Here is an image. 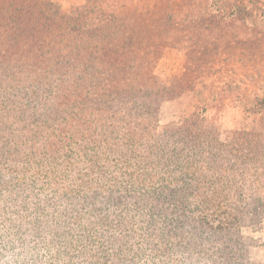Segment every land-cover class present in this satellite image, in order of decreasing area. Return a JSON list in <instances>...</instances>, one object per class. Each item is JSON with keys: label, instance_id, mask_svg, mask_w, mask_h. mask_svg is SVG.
<instances>
[{"label": "trees", "instance_id": "trees-1", "mask_svg": "<svg viewBox=\"0 0 264 264\" xmlns=\"http://www.w3.org/2000/svg\"><path fill=\"white\" fill-rule=\"evenodd\" d=\"M38 2L0 0V182L21 187L22 199L5 202L17 220L0 213V264H124L135 251L114 241L115 227L137 236L127 213L139 211L150 234L135 248L150 254L135 252L131 264H183L175 247L193 241L214 264H255L235 223L264 226L260 134L221 139L197 115L163 122V103L182 92L175 77L154 74L149 51L167 38L159 21L132 18L151 13L143 0H98L78 23L60 17L68 25ZM245 205L249 218L235 215Z\"/></svg>", "mask_w": 264, "mask_h": 264}, {"label": "rangeland", "instance_id": "rangeland-1", "mask_svg": "<svg viewBox=\"0 0 264 264\" xmlns=\"http://www.w3.org/2000/svg\"><path fill=\"white\" fill-rule=\"evenodd\" d=\"M97 1L39 0L37 7L44 14L53 15L56 11L59 14L53 15L57 20L55 22L68 25L72 23L71 19L67 18L63 23L60 17L66 14V17H72L78 23L86 16H91L89 11L97 7ZM143 2L149 6L148 9L151 8L149 16L139 13L131 17L134 20L142 19L141 16L147 19L150 17L152 24L159 21L167 38V41L164 39L166 42L164 46L158 48L155 43L149 51L150 57L155 59L154 74L160 78L161 83H168L175 77L179 81V92H182L178 98L163 103L161 112L163 122L181 125L197 115L220 128L221 139H227L235 132L256 131L264 143V0H143ZM83 6L88 8L81 10ZM120 17L123 16L118 14V18ZM161 17H165V21L161 20ZM152 29L148 28L147 33L157 39L154 34L157 31ZM19 189L21 187L0 182L2 200L0 213H4V218L16 220L19 218V213L14 208H9V203H5L6 200H22L17 198ZM32 192L38 193V190ZM33 193L23 190L22 195L25 200L40 198ZM147 201L149 203L146 206L151 207L153 203ZM128 204L121 205L117 214L120 212L125 214L123 210L126 208L128 211L135 203L130 201ZM138 206L139 204L134 206L133 210H137ZM192 209L188 200H184L185 214L189 216ZM248 210L250 206H241L235 210V215L249 218ZM259 210L263 212L258 216L264 224V205H261L257 212ZM139 212L127 213L137 236L134 233L129 234L127 227L125 229L129 235L126 231H119L121 228L115 227L117 229L115 234L118 236L114 241H121L124 246H129L135 252L146 253L147 256L150 251L135 248L138 243L137 237H140L138 235H142L143 232L150 234L146 231V223L143 220L145 213ZM118 221L121 222L118 219L116 223ZM247 224L249 223L237 219L235 226L244 230V234L251 240L248 250L250 260L255 264H264V226L255 224L246 227ZM190 227L191 225H186L181 228L179 239L185 240L190 237L187 232ZM142 242L143 240L139 243ZM173 246L175 247V243ZM178 248L183 264H214V254L203 250L200 252L205 256L203 257L198 253L201 247L196 241L189 245L181 243L175 247ZM134 253L128 255L124 264L139 262L133 257Z\"/></svg>", "mask_w": 264, "mask_h": 264}]
</instances>
